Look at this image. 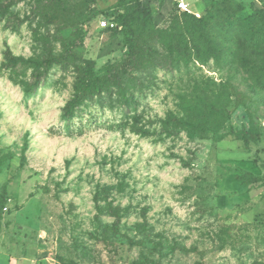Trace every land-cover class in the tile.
<instances>
[{
	"label": "rangeland",
	"instance_id": "374dc122",
	"mask_svg": "<svg viewBox=\"0 0 264 264\" xmlns=\"http://www.w3.org/2000/svg\"><path fill=\"white\" fill-rule=\"evenodd\" d=\"M118 1L95 0L102 16L78 24L79 67L100 72L127 52L121 36L101 30ZM12 2L0 21V156H10L0 167V192L5 187L11 197L0 223V264H264V182L237 179L245 172L264 177V73L249 75L238 65L250 51L243 46L240 54L237 41L224 62L148 76L134 90L137 126L146 135L131 131L132 121L123 126L135 111L117 102L88 103L68 126L61 113L74 61L35 70L8 56H55L61 36L76 27L70 34L45 27L31 19V0ZM233 3L244 5L239 18L264 8V0ZM175 7L176 0H149L139 9L163 27ZM37 72L44 74L32 86ZM221 83L231 93L233 128L247 131L254 121L258 136L247 147L232 136H190L169 124L175 134H166L163 122L179 115V96ZM108 203L120 215L117 233Z\"/></svg>",
	"mask_w": 264,
	"mask_h": 264
},
{
	"label": "trees",
	"instance_id": "16d2710c",
	"mask_svg": "<svg viewBox=\"0 0 264 264\" xmlns=\"http://www.w3.org/2000/svg\"><path fill=\"white\" fill-rule=\"evenodd\" d=\"M31 19L37 18L45 27L55 26L62 31L69 32L75 28L72 36H61V51L42 60H23L9 55V60L14 64L23 62L35 70L48 69L53 64L64 65L73 60L75 77L72 84V93L65 102L61 119L70 123L78 118L80 111L88 103L104 104L112 108L117 102L123 108L131 109L133 116L125 115L123 126L140 135L148 134L147 131L137 126L139 116L136 113L134 90L143 86L148 76H154L156 71L171 72L175 68L188 69L191 64L205 65L210 61L220 63L226 61L223 57L231 47L236 48L240 41V54L245 46L250 54L238 58V65L249 75L264 73V8L253 9L244 17H236L238 11L244 10V5L234 4L233 0H207L203 13L196 17L177 7L170 10L168 20L163 27L153 25V15H143L139 9L140 3L149 0H120L113 7V11L104 16L108 22L115 24L114 28L101 30L109 33L114 38L121 36L127 52L115 62H107L100 72L92 69L81 68L75 64L76 49L82 45L78 37L80 28L85 21L89 22L97 16H102V11L95 8V0H31ZM12 0L0 4V21L7 16ZM252 7V5L250 4ZM78 26V27H77ZM71 28V29H70ZM228 41L232 45L227 46ZM43 72H37L32 86H37ZM256 78V77H255ZM260 79V76L258 77ZM232 102L231 93L224 83L214 85L212 89L195 90L191 95L178 97L179 115L170 114L165 120L164 129L171 136V128H183L190 136L199 134L201 138L217 135L218 140L232 136L241 141L244 147L258 136L255 124L250 120L247 131H237L229 123L230 115L228 106ZM117 128H123L118 125ZM263 129V127H262ZM264 130V129H263ZM223 131L222 133H220ZM263 132L260 131L259 136ZM10 159L9 155L0 156V167L3 162ZM242 185H251L264 182V177H255L247 172L237 177ZM11 197L3 187L0 192V223L5 206ZM107 212L114 218L111 229L118 232L120 215L111 203L107 204Z\"/></svg>",
	"mask_w": 264,
	"mask_h": 264
},
{
	"label": "built area",
	"instance_id": "2783aa9c",
	"mask_svg": "<svg viewBox=\"0 0 264 264\" xmlns=\"http://www.w3.org/2000/svg\"><path fill=\"white\" fill-rule=\"evenodd\" d=\"M176 6H177V8H178L179 10H181V11H183V12L190 13V11H189L187 5H186L183 1H181V0H176ZM196 17H198V16L196 15ZM101 26H102L103 28H106V27L114 28L115 24H114L113 22H108V21L103 20V21L101 22ZM262 127H263V129H264V121L262 122ZM47 264H56V263H55L54 261H48Z\"/></svg>",
	"mask_w": 264,
	"mask_h": 264
},
{
	"label": "crops",
	"instance_id": "0c3cea01",
	"mask_svg": "<svg viewBox=\"0 0 264 264\" xmlns=\"http://www.w3.org/2000/svg\"><path fill=\"white\" fill-rule=\"evenodd\" d=\"M181 1H183V2L187 5V7H188L190 13H191V14H194L195 16L197 15V16L199 17L200 14H202L203 11H204L205 4L203 3V0H181ZM197 2H200L201 6H202L201 10H192V9L190 8V6H191L193 3H197Z\"/></svg>",
	"mask_w": 264,
	"mask_h": 264
}]
</instances>
